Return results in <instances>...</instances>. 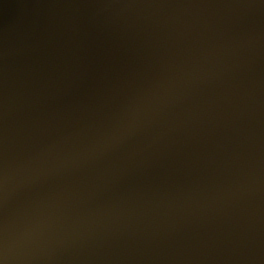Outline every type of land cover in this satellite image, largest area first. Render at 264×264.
Returning <instances> with one entry per match:
<instances>
[{"label": "water", "instance_id": "obj_1", "mask_svg": "<svg viewBox=\"0 0 264 264\" xmlns=\"http://www.w3.org/2000/svg\"><path fill=\"white\" fill-rule=\"evenodd\" d=\"M3 264H264V0H0Z\"/></svg>", "mask_w": 264, "mask_h": 264}, {"label": "clouds", "instance_id": "obj_2", "mask_svg": "<svg viewBox=\"0 0 264 264\" xmlns=\"http://www.w3.org/2000/svg\"><path fill=\"white\" fill-rule=\"evenodd\" d=\"M0 264H3V262H2V261H0Z\"/></svg>", "mask_w": 264, "mask_h": 264}]
</instances>
